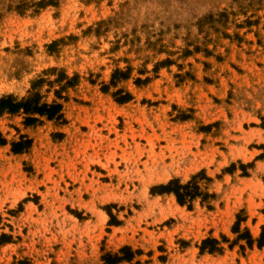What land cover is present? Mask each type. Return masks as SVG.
<instances>
[{
    "label": "rangeland",
    "instance_id": "374dc122",
    "mask_svg": "<svg viewBox=\"0 0 264 264\" xmlns=\"http://www.w3.org/2000/svg\"><path fill=\"white\" fill-rule=\"evenodd\" d=\"M40 1L0 0V98L61 106L0 116V264H264V0Z\"/></svg>",
    "mask_w": 264,
    "mask_h": 264
},
{
    "label": "trees",
    "instance_id": "16d2710c",
    "mask_svg": "<svg viewBox=\"0 0 264 264\" xmlns=\"http://www.w3.org/2000/svg\"><path fill=\"white\" fill-rule=\"evenodd\" d=\"M57 3L55 0H42L38 2L35 7L40 10L45 8L46 6H56ZM129 99V96L126 95L123 98L119 99V102H124ZM20 110H23L25 114L29 115H37V116H45L48 120H52L54 118L59 119L60 118V110L61 106L58 104L54 105H46L42 104L39 105L37 103V98L34 97L32 99H29L27 101H16L12 97H3L0 98V116L7 112L10 114L18 113ZM36 122V118H27L26 119V125H30ZM5 141L0 136V145L4 144ZM31 145L30 140H24L19 141L14 144H12V152L15 154L21 153L23 150L29 148ZM264 155V154H263ZM198 175L194 176L192 180L197 177ZM157 194H173L176 202L179 205H185L186 203H190L193 201L196 197L201 196L203 199L207 197V195L201 194L199 191L198 186L195 182H188L184 185H181L178 180H172L169 181L166 185H161L157 188H155ZM237 226L236 223L234 224V227ZM216 245L215 240L206 239L203 240L201 243V251L206 249L208 246H210L209 251H214L216 248L214 247ZM264 246V228L262 229V232L260 234L259 240H258V247ZM120 253H123L124 256L118 257V256H106L103 260L105 264H117L121 261H131V253L129 248L124 247L120 250Z\"/></svg>",
    "mask_w": 264,
    "mask_h": 264
}]
</instances>
